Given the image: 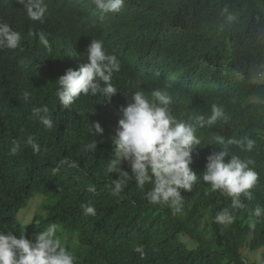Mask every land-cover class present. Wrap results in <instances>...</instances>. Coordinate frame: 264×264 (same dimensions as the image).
Masks as SVG:
<instances>
[{
  "label": "trees",
  "instance_id": "obj_1",
  "mask_svg": "<svg viewBox=\"0 0 264 264\" xmlns=\"http://www.w3.org/2000/svg\"><path fill=\"white\" fill-rule=\"evenodd\" d=\"M45 3L43 20L33 21L18 0H0V22L21 35L16 49L0 50V232L32 239L55 223L79 242L75 250L61 242L75 264H249L242 247L264 249V216L253 214L264 207V0H125L120 12L101 15L93 0ZM225 7L232 22L221 14ZM92 39L120 61L111 80L117 94L110 100L81 94L64 108L56 81L88 63ZM156 89L172 97L169 108L178 120L195 123L211 115L213 104L225 112L215 124L196 128L200 144L190 167L201 179L191 192L181 190L183 206L175 215L165 204H150L146 193L153 185L140 188L134 178L113 195L119 174L107 171L121 107L134 92L151 99ZM43 106L51 130L32 117V109ZM96 122L103 134L95 136ZM245 137L256 142L250 152L226 143ZM13 141L19 145L14 155ZM93 141L95 151L87 148ZM224 148L226 163L231 156L251 159L258 174L253 198L241 196L242 209H232L231 197L202 180L207 157ZM66 158L78 167L61 166ZM121 167L131 174L127 162ZM39 195L50 201L42 206L47 215L25 226L19 213ZM88 202L94 216L81 208ZM225 208L235 220L217 224L215 215Z\"/></svg>",
  "mask_w": 264,
  "mask_h": 264
},
{
  "label": "clouds",
  "instance_id": "obj_2",
  "mask_svg": "<svg viewBox=\"0 0 264 264\" xmlns=\"http://www.w3.org/2000/svg\"><path fill=\"white\" fill-rule=\"evenodd\" d=\"M26 10L27 16L33 21H42L46 12L45 0H18ZM98 14L118 13L125 4V0H93ZM226 22H232L235 17L227 7L222 10ZM222 27V26H221ZM40 40L47 45L48 40L43 33L39 34ZM21 41L19 32L13 30L7 23L0 22V50L16 49ZM88 63L80 65L77 69H68L58 78V89L55 93L59 103L64 108H69L81 94L96 96L98 93L111 99L117 94V89L111 83L114 72L120 71V61L116 55L107 54L103 42L92 39L87 50ZM28 92L24 93L27 98ZM149 96L142 91L134 92L131 102L120 109L121 118L113 140V158L110 160L107 171L118 173V179H112V194L119 195L125 182L135 180L140 188L152 184L147 191L146 199L150 204L167 205L175 215L182 210L184 196L181 190L191 192L193 185L201 176L192 170V149L200 144L195 135L197 126H211L218 120L225 118L222 106L213 104L210 116H198L195 123L178 120L170 111L172 97L164 90L156 89ZM32 117L47 129L54 126L49 108L43 106L32 109ZM93 135L103 134V128L96 122L92 123ZM28 143L34 152H39V145L29 138ZM221 143L224 140L221 139ZM227 145H238L242 150L252 151L255 140L245 137L241 140L228 138ZM11 154L17 152L19 147L13 141ZM91 151L97 149V142L87 145ZM227 150L214 153L207 157L206 170L202 180L210 185L211 190L221 191L231 197V208L242 209L245 205L241 201L243 195L248 200L253 198L250 189L258 180V174L251 167L254 161L231 156L225 162ZM127 162L131 174L124 171L121 165ZM70 168L78 167V162L69 161L67 158L60 161V165ZM58 170V169H56ZM55 171V170H54ZM81 208L85 215H95V206L91 203H82ZM254 216H264V207L257 206ZM217 224H231L235 220L232 212L225 208L215 215ZM136 251H142L137 248ZM0 264H75L73 254L62 245L57 236V225L50 224L45 230L37 233L32 239L25 234H4L0 232Z\"/></svg>",
  "mask_w": 264,
  "mask_h": 264
},
{
  "label": "rangeland",
  "instance_id": "obj_3",
  "mask_svg": "<svg viewBox=\"0 0 264 264\" xmlns=\"http://www.w3.org/2000/svg\"><path fill=\"white\" fill-rule=\"evenodd\" d=\"M264 78V77H263ZM44 196H36L35 199H33L32 204L30 203L29 207L26 208L24 211L22 210L19 213V220L21 223L25 226L32 225L37 221V216H46L47 212L43 207L45 205H48L50 201H45ZM44 204V205H43ZM206 227V221L203 224V228ZM61 229V228H58ZM210 232V229L209 231ZM207 232V233H208ZM57 236L60 238L61 242L64 244H70L72 246V249L75 250L78 248L79 242L77 240H68V237H65L64 234L57 230ZM241 252L243 253L244 258L246 259L247 263L249 264H264V249L261 250H252L250 247V244L245 245L242 247Z\"/></svg>",
  "mask_w": 264,
  "mask_h": 264
}]
</instances>
